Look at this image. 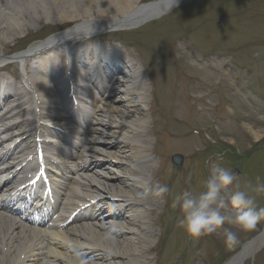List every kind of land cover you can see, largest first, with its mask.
Wrapping results in <instances>:
<instances>
[{"label":"bare ground","instance_id":"bare-ground-1","mask_svg":"<svg viewBox=\"0 0 264 264\" xmlns=\"http://www.w3.org/2000/svg\"><path fill=\"white\" fill-rule=\"evenodd\" d=\"M179 1L0 0V40L17 37L36 23L74 24L14 57L26 70L36 68L32 78L20 82L19 92L0 88V128L10 131L6 141L19 140L14 148L31 147L26 132L18 130L24 124L54 130L70 146L67 152L56 147L54 157H32L52 173L53 199L19 187L16 169H0V192L10 193L0 199V264H147L154 248L156 139L149 137L150 114L141 113L149 111L141 68L131 60L125 64L128 72L112 64L115 54H124L117 45L110 54L105 50L91 60L76 56L62 65L43 56L50 59L64 47L73 51L81 47L74 43L106 31L129 29ZM91 82L94 89L86 86ZM10 95L13 99L4 106ZM88 118L93 120L90 129L83 125ZM74 120L78 129L68 123ZM29 199L38 203L34 212L42 214L23 209L20 202ZM263 243L264 232L224 264H239Z\"/></svg>","mask_w":264,"mask_h":264},{"label":"rangeland","instance_id":"rangeland-1","mask_svg":"<svg viewBox=\"0 0 264 264\" xmlns=\"http://www.w3.org/2000/svg\"><path fill=\"white\" fill-rule=\"evenodd\" d=\"M73 25L36 23L17 37L1 38L0 56L24 50ZM97 38L109 46L120 45L140 66L148 85L149 111L141 113L150 114L149 137L156 139L152 190L166 185L169 192L156 198L154 248L147 264L225 263L262 230L264 221L251 232L239 233L238 244L229 249L217 234L190 238L178 227L182 214L171 207V201L184 190L203 191L215 170L225 168L237 180L222 190L226 200L242 190L264 206V193L252 191L257 177L264 182V0H192L137 28L108 31ZM51 58L63 64L65 57L54 51ZM6 68L8 72L0 77L19 92L23 79L18 68ZM33 71L28 70V78ZM12 99L6 98L4 106ZM173 154L183 156L182 165L172 162ZM26 207L33 213L37 205ZM244 264H264V246Z\"/></svg>","mask_w":264,"mask_h":264},{"label":"clouds","instance_id":"clouds-1","mask_svg":"<svg viewBox=\"0 0 264 264\" xmlns=\"http://www.w3.org/2000/svg\"><path fill=\"white\" fill-rule=\"evenodd\" d=\"M215 175L204 183V190L194 194L191 190H184L172 197L171 207L179 209L182 214L178 218V227L192 239H200L203 236L217 234L222 238L226 248H233L239 242V233H248L256 228V225L264 221V206H259L255 196L245 191L238 190L232 193L230 198L222 194V190L234 182L236 175L229 169L218 168ZM257 183L252 191L259 195L264 193V182ZM251 187V183L249 182ZM169 192L168 186H160L157 196H163ZM235 210L236 214H223L225 210Z\"/></svg>","mask_w":264,"mask_h":264},{"label":"water","instance_id":"water-1","mask_svg":"<svg viewBox=\"0 0 264 264\" xmlns=\"http://www.w3.org/2000/svg\"><path fill=\"white\" fill-rule=\"evenodd\" d=\"M182 159H183V157L180 155V154H174L173 156H172V161L175 163V164H178V165H180L181 163H182ZM264 232V229L257 235V236H255L254 238H252L250 241H248L247 243H246V245H245V247H247L249 244H250V242L252 241V240H254V239H256L258 236H260L262 233ZM243 251V249L240 251V253ZM239 253V252H238ZM237 253V254H238ZM236 254V255H237ZM247 255H245V256H243L241 259H240V261H239V264H242V261H243V259L246 257Z\"/></svg>","mask_w":264,"mask_h":264}]
</instances>
